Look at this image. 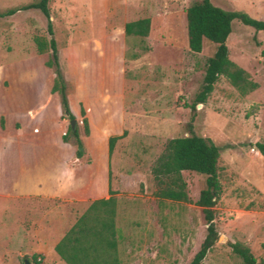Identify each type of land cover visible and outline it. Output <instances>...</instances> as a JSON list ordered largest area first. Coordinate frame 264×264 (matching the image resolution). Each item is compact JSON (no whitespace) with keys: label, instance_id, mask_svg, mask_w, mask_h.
Here are the masks:
<instances>
[{"label":"rangeland","instance_id":"rangeland-1","mask_svg":"<svg viewBox=\"0 0 264 264\" xmlns=\"http://www.w3.org/2000/svg\"><path fill=\"white\" fill-rule=\"evenodd\" d=\"M35 1L0 0V12ZM194 1H48L70 108L75 114L82 108L89 123L90 132L85 135L83 117H75L83 160L91 163L87 150L96 141L99 149L100 139L108 142L109 137L125 132L114 145L110 167L119 205L121 255L127 259L134 249L136 264H188L206 235L204 215L195 205L204 177L182 172L189 202H177L158 199L151 176L167 141L190 134L219 148L220 193L214 224L221 240L201 264H243L229 247L234 242L248 247L258 261L264 259V159L254 146L264 143V32L234 21L226 42L229 59L257 88L241 95L220 76L206 102L191 109L206 61L214 52L207 40L200 53L189 50L185 11ZM211 2L264 20V0ZM142 18L150 19L148 36H126L124 25ZM36 36H47L46 19L38 10L0 18V70L12 63L23 68L18 62L23 59H28L25 68L41 69L42 57L33 41ZM47 72L53 73L51 69ZM8 87V81L0 79V94ZM15 91L20 93L18 88ZM45 94L49 101L56 98L47 89ZM52 122L49 127L57 135L66 133L67 120ZM24 127L16 123L13 132L21 133ZM31 127L39 128L32 123ZM0 134H5V125ZM66 145L75 150L72 140ZM7 203L0 199V264L31 262V256L21 255L26 246L23 234L31 222L22 218L20 208L15 213ZM37 262L42 260L37 258Z\"/></svg>","mask_w":264,"mask_h":264},{"label":"trees","instance_id":"trees-1","mask_svg":"<svg viewBox=\"0 0 264 264\" xmlns=\"http://www.w3.org/2000/svg\"><path fill=\"white\" fill-rule=\"evenodd\" d=\"M48 1L37 0L8 9L0 12V18L29 10H38L44 16L47 36H36L33 41L36 53L47 55L44 66L53 71L54 78L50 92L58 96L61 119L70 122L75 119V116L71 112L68 101L67 85L59 62ZM185 17L188 47L192 53L202 51L204 40L214 45V52L206 61L202 84L199 92L195 95L191 109H194L196 104L206 102L220 76L225 77L241 95H247L254 91L257 84L249 79L248 74L242 68L229 59L226 42L232 32L234 21L252 28L255 32H264V20L254 19L243 11L219 8L213 5L211 0L194 1L186 9ZM149 31L150 19L148 18L131 21L124 25L126 36L145 38ZM80 115L83 117L84 134L89 135V123L82 108ZM0 127H4L2 118ZM124 135L125 132L121 136L108 138L107 153L109 157L116 141ZM71 140L75 147V158L81 159L85 152L77 126L71 129L68 125L66 133L62 135V141L69 144ZM254 146L264 159V143L258 142ZM218 159L219 148L214 143L201 136L190 134L186 137L168 140L164 150L151 168V176L157 185L155 195L158 199L189 202L182 172H192L204 177V187L200 190L195 205L201 208L204 215L206 235L188 264H201L219 238L214 224V206L220 193L217 174ZM109 194L108 199L93 201L55 245L56 254L65 264H119L115 230L116 199L112 190H109ZM229 247L243 264H264V259L258 261L250 249L239 242L229 243ZM30 260L31 262L27 260L30 264H40L37 262L36 256H32Z\"/></svg>","mask_w":264,"mask_h":264},{"label":"crops","instance_id":"crops-1","mask_svg":"<svg viewBox=\"0 0 264 264\" xmlns=\"http://www.w3.org/2000/svg\"><path fill=\"white\" fill-rule=\"evenodd\" d=\"M41 57V69L25 68L28 59H23L18 61L23 68L12 63L0 70V79L5 78L9 83L5 93L0 94V119L5 125V134H0V199L7 200L15 213L20 208L22 218L27 217L31 222L30 230L23 234L26 246L21 255L36 256L42 260L41 264H63L54 250L55 245L93 201L108 199L109 190L116 191L112 189L113 172L106 140H99V149H96V141L91 150H87L92 157L91 163H87L83 157L76 159L75 150L63 143L62 135H57L49 127L51 121L53 124L61 118V108L56 94H53L54 101L46 98V89L51 95L54 75H49L47 71L50 69L44 66L47 55ZM45 73L48 74L47 80L44 79ZM78 111L77 114L73 112L75 117L80 115ZM94 111L91 107V118H94ZM16 123L26 125L21 133L13 132ZM31 123L39 128L31 129ZM119 178L121 183L120 175ZM113 196L116 199L119 264H136L134 249H131L133 255L127 259L121 255L117 193ZM131 250L128 249L127 253L130 254Z\"/></svg>","mask_w":264,"mask_h":264},{"label":"water","instance_id":"water-1","mask_svg":"<svg viewBox=\"0 0 264 264\" xmlns=\"http://www.w3.org/2000/svg\"><path fill=\"white\" fill-rule=\"evenodd\" d=\"M70 128L74 129L76 126V119H73L69 122ZM81 150V149H80ZM219 240H221V236L219 237ZM24 264H29L27 261L24 262Z\"/></svg>","mask_w":264,"mask_h":264}]
</instances>
